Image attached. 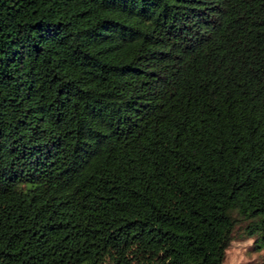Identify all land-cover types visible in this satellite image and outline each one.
Returning a JSON list of instances; mask_svg holds the SVG:
<instances>
[{"label":"trees","instance_id":"trees-1","mask_svg":"<svg viewBox=\"0 0 264 264\" xmlns=\"http://www.w3.org/2000/svg\"><path fill=\"white\" fill-rule=\"evenodd\" d=\"M264 248V0H0V264H221Z\"/></svg>","mask_w":264,"mask_h":264},{"label":"rangeland","instance_id":"rangeland-1","mask_svg":"<svg viewBox=\"0 0 264 264\" xmlns=\"http://www.w3.org/2000/svg\"><path fill=\"white\" fill-rule=\"evenodd\" d=\"M221 264H264V248L253 247V238L244 234L242 223L235 225Z\"/></svg>","mask_w":264,"mask_h":264}]
</instances>
